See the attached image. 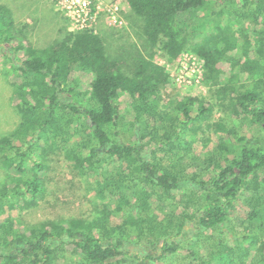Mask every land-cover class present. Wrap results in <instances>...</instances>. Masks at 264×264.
Instances as JSON below:
<instances>
[{
  "label": "trees",
  "instance_id": "16d2710c",
  "mask_svg": "<svg viewBox=\"0 0 264 264\" xmlns=\"http://www.w3.org/2000/svg\"><path fill=\"white\" fill-rule=\"evenodd\" d=\"M121 1L142 22L148 57L110 55L94 29L35 48L0 6V74L9 62L21 115L0 139L12 178L0 187V264H61L67 251L76 264H264V0ZM156 50L203 62L229 124L203 129L205 98L161 106L172 83ZM54 147L90 178L103 211L24 232ZM127 243L146 244L147 256L136 263Z\"/></svg>",
  "mask_w": 264,
  "mask_h": 264
},
{
  "label": "rangeland",
  "instance_id": "374dc122",
  "mask_svg": "<svg viewBox=\"0 0 264 264\" xmlns=\"http://www.w3.org/2000/svg\"><path fill=\"white\" fill-rule=\"evenodd\" d=\"M103 2L104 5L115 4L120 8L119 24H113L106 19L104 13H101L94 27V31L103 37L108 53L114 57L124 58L123 52L127 55L138 51L147 56L142 44V22L133 15L130 6L121 0H103ZM0 6L8 9L17 28H25L26 36L35 48L44 49L57 40H62L66 31L72 32V23L69 18L49 0H0ZM154 61L166 69L172 83V86L165 87L161 93V106H174L187 96L205 98L212 104L213 109L210 118L202 123L203 129L206 130L220 121L229 124L230 117L223 105H219L221 101L216 100L210 87L202 80L203 62L196 55L186 51L179 61L170 63L163 52L158 50ZM1 62L5 63V59L2 58ZM8 69L9 62L6 64L5 71L0 74V139L14 134L21 122V115L12 101L13 88L8 83L6 75ZM206 132L205 134L201 132L198 136L209 137L211 131ZM130 141L134 143L135 139L131 138ZM52 149L49 152L48 171L44 180L45 192L39 198V204L35 208L26 209L19 218L20 230L24 232H29L34 227L48 221L90 220L98 212L103 211V205L96 204V196L91 191L93 184L90 178L81 176L74 169L63 148L54 147ZM11 181V175L1 163L0 154V187ZM114 220H119V218L114 217ZM143 244L129 243V251L132 252L133 249ZM180 252L179 256L186 254L185 251L181 254ZM60 257L61 264H76V260L80 259V257L76 259L68 251L62 253ZM157 264L167 263L163 260Z\"/></svg>",
  "mask_w": 264,
  "mask_h": 264
},
{
  "label": "built area",
  "instance_id": "2783aa9c",
  "mask_svg": "<svg viewBox=\"0 0 264 264\" xmlns=\"http://www.w3.org/2000/svg\"><path fill=\"white\" fill-rule=\"evenodd\" d=\"M49 2L69 18L72 32L94 29L101 13L115 25L121 20L118 5H104L103 0H49Z\"/></svg>",
  "mask_w": 264,
  "mask_h": 264
},
{
  "label": "flooded vegetation",
  "instance_id": "af4514ba",
  "mask_svg": "<svg viewBox=\"0 0 264 264\" xmlns=\"http://www.w3.org/2000/svg\"><path fill=\"white\" fill-rule=\"evenodd\" d=\"M126 245L129 246V243H127ZM139 246H141V245H139ZM146 246H147L146 244H143L141 247H137V248L133 249L132 252L136 253V254L139 253L140 258L141 257L145 258L147 256ZM149 250L152 252V248H150ZM142 258H141V260H137L136 263L142 261Z\"/></svg>",
  "mask_w": 264,
  "mask_h": 264
}]
</instances>
